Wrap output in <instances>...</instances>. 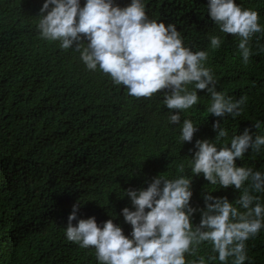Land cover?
<instances>
[{"label": "trees", "instance_id": "1", "mask_svg": "<svg viewBox=\"0 0 264 264\" xmlns=\"http://www.w3.org/2000/svg\"><path fill=\"white\" fill-rule=\"evenodd\" d=\"M0 264H264V0H0Z\"/></svg>", "mask_w": 264, "mask_h": 264}]
</instances>
